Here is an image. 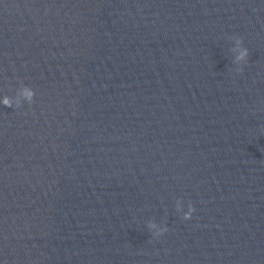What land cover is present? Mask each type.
<instances>
[{
    "label": "clouds",
    "instance_id": "9594fccd",
    "mask_svg": "<svg viewBox=\"0 0 264 264\" xmlns=\"http://www.w3.org/2000/svg\"><path fill=\"white\" fill-rule=\"evenodd\" d=\"M235 41H236V45H237V51H238V55L236 56L235 58V62L236 63H241V62H245L249 56V51L247 48L243 47V41L242 39H239V38H235ZM238 71H242V69H238ZM25 95L28 97L29 101L31 102L34 95H35V92L34 90H28L26 89L25 90ZM4 105L7 106V107H12V105L8 102L7 99H5L3 101ZM195 211V209L192 207V205L190 204L189 205V211L184 215V219L185 220H189L191 219L192 217V213ZM168 229H164L162 232L160 233H157L156 236H159V235H162L163 233L167 232Z\"/></svg>",
    "mask_w": 264,
    "mask_h": 264
}]
</instances>
